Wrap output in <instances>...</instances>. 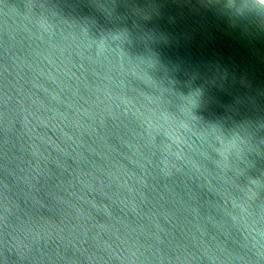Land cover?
I'll return each instance as SVG.
<instances>
[{
  "label": "water",
  "instance_id": "95a60500",
  "mask_svg": "<svg viewBox=\"0 0 264 264\" xmlns=\"http://www.w3.org/2000/svg\"><path fill=\"white\" fill-rule=\"evenodd\" d=\"M0 264H264V0H0Z\"/></svg>",
  "mask_w": 264,
  "mask_h": 264
}]
</instances>
